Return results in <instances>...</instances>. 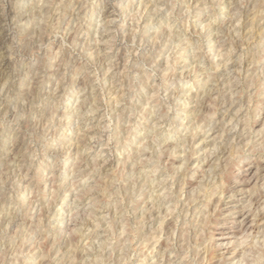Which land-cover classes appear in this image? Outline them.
I'll list each match as a JSON object with an SVG mask.
<instances>
[{
  "label": "clouds",
  "instance_id": "clouds-1",
  "mask_svg": "<svg viewBox=\"0 0 264 264\" xmlns=\"http://www.w3.org/2000/svg\"><path fill=\"white\" fill-rule=\"evenodd\" d=\"M107 2L26 0L9 15L13 0H0V65H11L6 79L0 76V264H67L60 248L75 241L72 233H50L52 248L41 260L39 225L9 231L14 216L40 207L38 174L45 167L55 174L61 162L57 204L72 203V222L98 211L103 223L113 207L114 218L126 220L141 193L166 189L157 206L173 207L176 227L162 237L167 247L155 252L154 264H209L207 258L211 264H264V169L249 177L246 193L232 179L233 170L249 171L264 160V135L251 131L253 114L264 105V0H258L252 14L250 0H226L219 17L202 0H150L151 19L145 16L148 22L131 42L118 15L104 16ZM131 3L124 0L125 7ZM197 8L208 10L205 23H199ZM213 25L230 54L219 64L226 82L220 77L197 79L194 65L182 55L184 49H199V37ZM93 26L99 48L89 37ZM67 34L72 41L62 50L78 70L67 72L62 65L63 79L53 90L46 74L51 62L46 59L35 75L33 68L49 44ZM176 36L180 44L173 46ZM248 45L255 52L245 67ZM97 55L100 70L93 64ZM82 79L83 86L78 83ZM112 91L118 95L115 104ZM98 145L105 151H98ZM6 148L15 157L11 162H6ZM74 149L75 162L70 155L61 161V154ZM113 153L130 171L113 178L98 198L100 170ZM173 158L181 161L178 167H169ZM144 169L150 171L145 174ZM182 179L200 181L192 201L174 191ZM181 226L188 233L183 244L178 242ZM135 227L143 232L151 225L137 222ZM89 231L95 228L81 239ZM95 254L103 256L100 264H116L109 249L90 252ZM124 255L127 259L120 264H136L133 256L144 254L134 250ZM148 264H153L151 258Z\"/></svg>",
  "mask_w": 264,
  "mask_h": 264
},
{
  "label": "rangeland",
  "instance_id": "rangeland-1",
  "mask_svg": "<svg viewBox=\"0 0 264 264\" xmlns=\"http://www.w3.org/2000/svg\"><path fill=\"white\" fill-rule=\"evenodd\" d=\"M183 2L185 4H190L199 3L201 0H183ZM202 2L211 5L213 11L217 17H219L226 0H202ZM257 2L258 0H250L248 5V12L250 14L257 10ZM25 4L26 0H13V3L9 5V15L23 8ZM142 4L145 5L143 10L141 8ZM149 4L150 0H132L130 7H125L124 0H108L104 9V16L109 17L113 14L118 15L121 18L122 24L126 27L129 34L128 40L131 42L133 34L137 33L140 25L148 22L145 16L147 15L148 19H151L148 13ZM196 15L199 23H205L208 19V10L205 8H197ZM62 26H67L66 22H62ZM188 30H192L191 24L188 25ZM152 35L154 38L158 39L155 32H153ZM89 37L96 42L97 48H99L101 41L98 38L95 26L89 31ZM180 39L179 36L174 37L171 40L172 45L180 44ZM199 40V49H184L182 52V55L188 58L194 65L193 74L197 79L203 78L204 80H208L209 78L220 77L222 81L226 82L227 73L224 69H219V64L223 63V58L228 57L230 54L228 48L222 44L221 37L217 34L216 27L214 25L210 26L208 30L201 34ZM38 41V37H33L32 42L38 43ZM71 41V34H67L53 41L49 44L44 56L38 58L33 68V75H35L46 59L51 62L46 70V74L47 84L50 85L53 90L56 89L58 82L63 79L64 71L61 68L62 65L67 72L74 73L78 70L77 62L68 57L66 52L62 50V45L70 44ZM248 49L250 55L249 60L245 62V67H247V63L250 62L251 54L255 52L254 45H248ZM169 51H171V49H169ZM164 63H168L167 55L164 57ZM93 64L98 70L101 69L102 60L98 55L94 58ZM213 68H218V71L213 72ZM10 69V62L6 61L3 65H0V76L6 79V73L10 71ZM29 83L31 82L27 81L26 85ZM78 83L83 86L84 80L82 79L78 81ZM107 87L108 90L112 89L111 82L108 83ZM111 99L113 104L118 101V95L115 91H112ZM146 99L147 98H145V100ZM202 107L205 111L208 110L209 104L207 100L203 102ZM257 117L259 118L257 119ZM251 131L258 135H264V105L254 112L251 122ZM7 147L11 146L8 145ZM97 150L101 152L105 151L100 145L97 146ZM5 154L7 157L6 162H11L15 159L11 153L7 152V148L5 149ZM69 155L71 160L75 162L78 152L74 149L70 154H61V161L66 160ZM125 159H127V157H125ZM99 162L102 163V161ZM180 162L181 161L176 158L167 161L169 167H178ZM257 168L264 169V160H257L254 167L249 171L233 170L232 179L240 181V188L244 193H246L247 189L251 186L248 183V179L256 172ZM63 169L64 163L61 162L58 163L55 174L49 171L47 167L38 174L39 184L37 194L42 199L40 207L31 212L30 215L28 214V210L25 209V215L14 216L9 231H22L28 226L39 225L42 232L39 236L40 242L36 247L40 249L39 256L41 260L47 259L52 248V244L49 242V234L63 231L65 233H72L75 238L73 243H67L64 247L60 248V251L65 255L67 264H85L86 260L88 264H93V262L100 264V262L103 261V256L98 254L90 256V252L98 253L101 249H109L111 258L116 261V264H120L122 259L126 261L127 256H122V253L131 255L134 250H139L144 254L138 257L133 256V259L136 260V264H141V262H143V264H148V258H151L154 264L155 252L167 247L168 242L162 237L165 233L171 232L172 229L176 227V221L173 219V207L157 206L159 200L166 195V189L160 187L157 190L153 187L151 191L141 193L142 199L136 201V203L132 205V210H130V215L126 220L123 218H114L117 217V209L113 207L108 211L107 217L103 223L97 219V217L102 215L98 211L92 213V218L83 216L78 221L72 222V203L69 201L57 204V185L59 183L57 177ZM128 171H130L128 166L123 164L120 156L113 153L108 163L100 170V176L98 178L100 193L98 198H103L104 189L112 183L113 178L117 177L122 172ZM149 171V169H144L145 174ZM199 189V179H182L179 184L174 185V191L183 195L186 202L195 199ZM120 196L124 198V191L120 192ZM124 202L127 205L130 201L125 199ZM233 204H235V202H233ZM57 207L60 208L59 213L57 212ZM0 211H2V209H0ZM188 214V212L185 213V215ZM3 222L6 223L7 221L5 220ZM137 222L151 225V227H145L143 232H138L135 227ZM247 223L249 225L252 224L251 217L248 218ZM81 225H83V227H81ZM97 225L99 226L97 227ZM93 228H95L94 232H87V235L81 239V236L86 230ZM223 231H227V229ZM237 234H239L238 231ZM187 235L188 233H186L183 230V226H181L178 242L183 244L187 239ZM192 235H194V233H192ZM61 243H63V241H61ZM207 259H209V264H211L212 258Z\"/></svg>",
  "mask_w": 264,
  "mask_h": 264
},
{
  "label": "bare ground",
  "instance_id": "bare-ground-1",
  "mask_svg": "<svg viewBox=\"0 0 264 264\" xmlns=\"http://www.w3.org/2000/svg\"><path fill=\"white\" fill-rule=\"evenodd\" d=\"M49 82V81H48ZM55 180V179H54ZM159 194V193H158ZM154 198V197H153ZM79 230V229H78ZM153 246V245H152Z\"/></svg>",
  "mask_w": 264,
  "mask_h": 264
}]
</instances>
